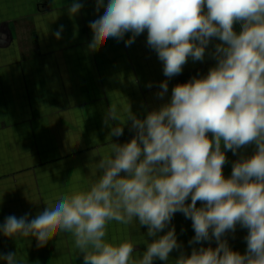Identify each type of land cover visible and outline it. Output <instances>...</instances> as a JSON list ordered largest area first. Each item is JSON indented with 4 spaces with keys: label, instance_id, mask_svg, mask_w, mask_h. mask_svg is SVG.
Returning <instances> with one entry per match:
<instances>
[{
    "label": "clouds",
    "instance_id": "clouds-1",
    "mask_svg": "<svg viewBox=\"0 0 264 264\" xmlns=\"http://www.w3.org/2000/svg\"><path fill=\"white\" fill-rule=\"evenodd\" d=\"M82 8L73 0L69 16ZM101 8L103 15L89 24L91 51L125 37L130 46L147 30V45L168 79L189 58L202 62L213 39L220 41L211 53L217 63L206 76L174 86L170 101L144 118L128 104L110 103L109 140L123 135L128 121L132 139L97 147L86 188L61 195L32 219L9 215L0 233L35 238L37 247L69 233L82 264H168L170 253L182 248L169 227L179 212L192 221L190 245L214 239L217 246L180 252L174 264H264V0H96V11ZM62 32L63 25L53 35L59 40ZM159 88L163 99L167 80ZM249 145L255 151L233 162L226 178V152L236 155ZM112 221L145 226L152 239L111 242ZM237 225L248 230L243 254L225 238ZM141 242L146 250L137 259L134 246ZM0 260L20 264L17 252Z\"/></svg>",
    "mask_w": 264,
    "mask_h": 264
},
{
    "label": "crops",
    "instance_id": "crops-1",
    "mask_svg": "<svg viewBox=\"0 0 264 264\" xmlns=\"http://www.w3.org/2000/svg\"><path fill=\"white\" fill-rule=\"evenodd\" d=\"M79 2L83 8L70 17L68 8L73 0H0V30L10 33L9 42L0 43V225L9 215L19 218L27 213L32 219L61 195L86 188L91 153L102 145L106 150L109 142L123 144L132 139L134 131L128 121L123 135L109 140L110 128L104 117L110 103L128 104L133 113L144 118L170 101L174 86L194 76H206L217 63L211 53L220 41L213 39L202 62L189 58L182 73L168 79L163 63L147 45V30L130 46H126L125 37L91 51L89 24L102 16L104 9L96 11V0ZM61 25L63 32L57 40L53 33ZM234 28L239 31L240 25ZM165 80L168 92L161 99L157 93ZM254 151V145L236 155L227 151L224 176H231L232 164L241 155L247 157ZM77 171L80 175H74ZM173 226L182 248L170 253L168 264H174L180 252L190 255L193 247L217 246L214 239L190 245L195 232L191 219L182 213L174 215L169 227ZM247 232L237 225L234 233L227 234L234 251H246ZM106 239L120 243L152 238L147 237L145 226L112 221ZM145 250V243L135 245L133 257L138 259ZM9 252H17L20 264L83 261L69 233H61L44 247H37L35 238L15 240L0 233V254ZM154 264L165 262L157 259Z\"/></svg>",
    "mask_w": 264,
    "mask_h": 264
},
{
    "label": "water",
    "instance_id": "water-1",
    "mask_svg": "<svg viewBox=\"0 0 264 264\" xmlns=\"http://www.w3.org/2000/svg\"><path fill=\"white\" fill-rule=\"evenodd\" d=\"M10 39V33L7 29H1L0 30V43L1 44H7Z\"/></svg>",
    "mask_w": 264,
    "mask_h": 264
}]
</instances>
